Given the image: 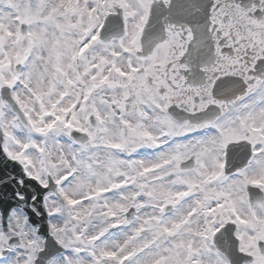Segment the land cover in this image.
<instances>
[{
    "label": "snow or ice",
    "instance_id": "snow-or-ice-1",
    "mask_svg": "<svg viewBox=\"0 0 264 264\" xmlns=\"http://www.w3.org/2000/svg\"><path fill=\"white\" fill-rule=\"evenodd\" d=\"M0 264H264V0H0Z\"/></svg>",
    "mask_w": 264,
    "mask_h": 264
}]
</instances>
